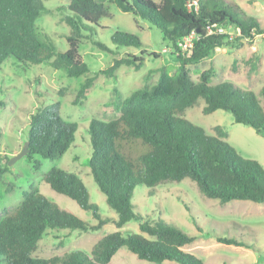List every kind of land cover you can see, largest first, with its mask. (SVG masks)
Masks as SVG:
<instances>
[{
  "label": "trees",
  "instance_id": "trees-1",
  "mask_svg": "<svg viewBox=\"0 0 264 264\" xmlns=\"http://www.w3.org/2000/svg\"><path fill=\"white\" fill-rule=\"evenodd\" d=\"M123 13L144 20L157 28L175 52L177 66L173 74L162 70L154 85L133 91L117 104L118 116L109 121L92 119L88 125L91 145L90 175L106 203L116 214L114 225L120 229L138 223V233L116 231L93 245L90 255L75 251L61 257L37 259L32 253L47 229L93 232L110 223L102 218L97 205L76 175L50 170L44 182L57 194L73 200L96 220L90 225L50 203L37 191L26 192L13 210L0 217V264H108L120 248H126L146 264L173 262L204 264L182 248L195 237L162 219L145 221L132 211L135 187L148 189L189 179L202 195L220 204L231 201L264 203V169L253 160L239 156L223 141L225 134L207 136L204 129L191 124L182 115L196 100L202 99L203 114L217 110L230 114L234 123L250 127L264 139V86L256 94L233 83L210 85L212 72L198 74L193 82L188 67L199 64L221 48L229 37L221 29H230L238 40L251 41L262 35L258 21L225 0H110ZM72 16L65 19L71 29L66 38L68 49L56 53L53 44L40 36L36 20L46 12L42 0H0V66L8 58L23 64H47L69 78L88 73L78 59V46L90 26L107 17V8L96 0H70ZM188 40V45H185ZM111 43L116 47L142 48L138 36L114 31ZM103 51L108 48L97 42ZM182 47L184 49H182ZM143 52H140V56ZM142 58L115 60L107 75L121 65L138 70ZM93 78L81 84L74 103L84 100ZM3 105L0 104V108ZM78 125L63 120L59 103L37 108L29 115L26 141L30 160L33 156L54 159L74 143ZM7 163V162H6ZM34 169L39 163H34ZM6 172L0 167V176ZM144 234L146 237L142 236ZM220 244L246 247L233 238L215 237Z\"/></svg>",
  "mask_w": 264,
  "mask_h": 264
},
{
  "label": "rangeland",
  "instance_id": "rangeland-1",
  "mask_svg": "<svg viewBox=\"0 0 264 264\" xmlns=\"http://www.w3.org/2000/svg\"><path fill=\"white\" fill-rule=\"evenodd\" d=\"M107 8V17L82 31L78 46V59L88 67V73L69 78L47 64H23L8 58L0 66V167L6 172L0 176V217L15 209L26 192L37 191L50 203L71 213L76 218L95 225L91 213L82 210L73 200L54 192L45 182V175L58 169L76 175L82 181L91 204L97 205L102 218L110 223L97 231L81 232L47 229L38 241L32 257L50 259L79 251L90 255L93 245L107 234L121 231L138 233V223L130 222L118 229L114 225L116 214L108 207L90 175L91 153L88 125L92 119L109 121L118 116L117 104L133 91L154 85L162 70L175 72L177 63L172 47L164 42L162 33L148 22L123 13L110 0H96ZM155 3L160 0H153ZM237 6L246 15L255 18L263 30L251 41L238 40L230 29L222 28L227 42L201 61L188 67V74L197 82L198 74L210 70V85L230 82L244 90L258 94L264 86V0H225ZM46 9L36 20L40 36L48 39L56 53L68 49L66 38L71 34L65 19L72 16L70 0H42ZM120 31L138 36L140 49L116 47L111 35ZM108 48L101 50L96 43ZM187 43V41H185ZM182 49H184L182 47ZM143 54L140 56V52ZM142 58V66L121 65L112 74L109 70L115 60ZM93 78L84 100L74 103L76 94L86 79ZM59 103V114L67 122L78 125L74 143L62 156L42 159L27 156L12 161L27 137L29 115L37 108ZM202 99L185 109L182 117L204 129L209 137L225 134L223 141L244 159L257 162L264 169V139L250 127L234 123L230 114L217 110L205 115ZM7 162V163H6ZM39 168L34 169V163ZM132 211L145 221L162 219L181 229L195 240L182 248L204 264H264V203L231 201L220 204L200 193L194 182L184 179L179 183L167 182L148 189L143 185L133 190ZM142 236L146 237L144 234ZM215 237L233 238L246 247L220 244ZM108 264H146L120 248ZM161 264H176L163 262Z\"/></svg>",
  "mask_w": 264,
  "mask_h": 264
},
{
  "label": "water",
  "instance_id": "water-1",
  "mask_svg": "<svg viewBox=\"0 0 264 264\" xmlns=\"http://www.w3.org/2000/svg\"><path fill=\"white\" fill-rule=\"evenodd\" d=\"M28 153H29V143L25 142V143H23V146H22L20 152L15 154V156L12 158L11 162L16 161L22 157H25Z\"/></svg>",
  "mask_w": 264,
  "mask_h": 264
},
{
  "label": "built area",
  "instance_id": "built-area-1",
  "mask_svg": "<svg viewBox=\"0 0 264 264\" xmlns=\"http://www.w3.org/2000/svg\"><path fill=\"white\" fill-rule=\"evenodd\" d=\"M185 41H187V43H185V45H188V40H185Z\"/></svg>",
  "mask_w": 264,
  "mask_h": 264
}]
</instances>
